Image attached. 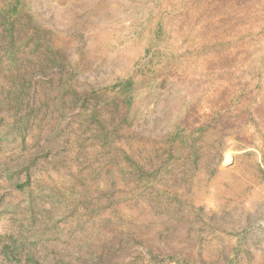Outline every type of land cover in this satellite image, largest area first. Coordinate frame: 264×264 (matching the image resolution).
Wrapping results in <instances>:
<instances>
[{
	"label": "rangeland",
	"instance_id": "rangeland-1",
	"mask_svg": "<svg viewBox=\"0 0 264 264\" xmlns=\"http://www.w3.org/2000/svg\"><path fill=\"white\" fill-rule=\"evenodd\" d=\"M15 4L58 62L42 80L73 70L95 96L57 136L43 93L22 153L2 144L3 168L38 154L24 191L0 169V264H264V0H0V14Z\"/></svg>",
	"mask_w": 264,
	"mask_h": 264
},
{
	"label": "trees",
	"instance_id": "trees-1",
	"mask_svg": "<svg viewBox=\"0 0 264 264\" xmlns=\"http://www.w3.org/2000/svg\"><path fill=\"white\" fill-rule=\"evenodd\" d=\"M17 5L11 6L7 12L0 14V113L2 111H13L14 121L5 122L3 116H0V148L4 143H10L13 140L21 142L20 153L25 149V136L27 135L28 126L32 122L34 111L37 107L34 105L36 98L41 97L43 93L46 99L45 105H52L50 121L56 119L57 124L51 129V135L63 136L66 134L62 124L66 117L68 108L72 104H81L79 109L83 111L86 104L95 96V91H80L73 85L74 71L62 75L58 84L50 78L43 81V70L58 65L54 53L46 44V38L41 30L29 31L30 24L27 21L20 20L21 25L17 24ZM65 66V63L63 67ZM53 80V81H52ZM46 84L44 87H38ZM94 90V88H93ZM84 97V98H83ZM86 98H89L86 100ZM44 103H41L43 106ZM98 109H104L102 106L91 109V118L98 114ZM88 111V110H87ZM60 128H59V127ZM56 132V134H54ZM11 139H9L8 137ZM49 146L40 148L42 152L47 153ZM40 151V152H41ZM38 152L31 154L26 159H20L14 167H4L0 169L5 173L1 178L8 185L11 191H24L30 185L29 169L35 163ZM3 164V163H0ZM24 175L20 177L19 175ZM9 192V191H7ZM8 249L9 247H5ZM5 249V251H6ZM26 264H38V261L31 255L24 257ZM69 264V263H68Z\"/></svg>",
	"mask_w": 264,
	"mask_h": 264
}]
</instances>
